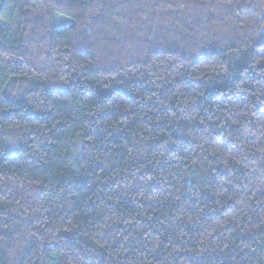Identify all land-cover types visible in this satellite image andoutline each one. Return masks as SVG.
<instances>
[{
  "label": "trees",
  "instance_id": "trees-1",
  "mask_svg": "<svg viewBox=\"0 0 264 264\" xmlns=\"http://www.w3.org/2000/svg\"><path fill=\"white\" fill-rule=\"evenodd\" d=\"M0 264H264V0H0Z\"/></svg>",
  "mask_w": 264,
  "mask_h": 264
},
{
  "label": "rangeland",
  "instance_id": "rangeland-1",
  "mask_svg": "<svg viewBox=\"0 0 264 264\" xmlns=\"http://www.w3.org/2000/svg\"><path fill=\"white\" fill-rule=\"evenodd\" d=\"M59 23H60V24H65V23H66V20H64V19H60V20H59Z\"/></svg>",
  "mask_w": 264,
  "mask_h": 264
}]
</instances>
